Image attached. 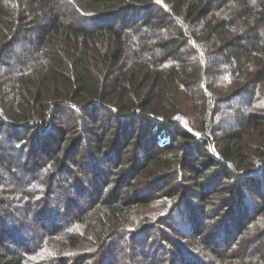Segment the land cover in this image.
<instances>
[{
	"label": "trees",
	"instance_id": "1",
	"mask_svg": "<svg viewBox=\"0 0 264 264\" xmlns=\"http://www.w3.org/2000/svg\"><path fill=\"white\" fill-rule=\"evenodd\" d=\"M0 264H264V0H0Z\"/></svg>",
	"mask_w": 264,
	"mask_h": 264
},
{
	"label": "rangeland",
	"instance_id": "2",
	"mask_svg": "<svg viewBox=\"0 0 264 264\" xmlns=\"http://www.w3.org/2000/svg\"><path fill=\"white\" fill-rule=\"evenodd\" d=\"M17 171V173L19 174V175H22V176H27V174H25V172H23L22 170H21V168L20 167H16V169L14 170V172H16ZM21 173V174H20ZM41 180V178L38 176H36V175H34L33 176V179H31V182H30V184H29V182H28V185H37V183H39V181ZM62 190V188L60 187L59 189H58V192L60 193V191ZM55 196H57V195H55Z\"/></svg>",
	"mask_w": 264,
	"mask_h": 264
}]
</instances>
